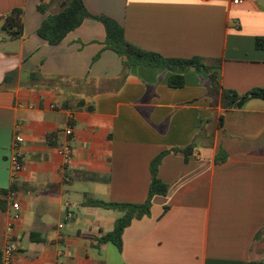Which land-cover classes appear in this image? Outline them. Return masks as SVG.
I'll return each instance as SVG.
<instances>
[{
	"label": "crops",
	"instance_id": "obj_1",
	"mask_svg": "<svg viewBox=\"0 0 264 264\" xmlns=\"http://www.w3.org/2000/svg\"><path fill=\"white\" fill-rule=\"evenodd\" d=\"M82 2L144 51L219 61L225 89L244 94L264 86V49L255 47L264 39V0ZM39 3L0 0V249L11 234L14 264H53L60 234L63 264H264V100L212 106L208 76L193 68L132 66L122 76V61L105 48L104 26L94 19L50 46L36 31L59 4L44 15ZM16 8L22 33L11 38L1 27ZM172 75L183 77L182 87L169 86ZM68 125L74 153L64 164L57 148ZM16 135L22 169L13 179ZM192 143L187 157L162 158L157 177L167 193L124 229L121 250L99 244L122 214L85 202L142 204L151 161ZM85 172L97 179L84 180ZM11 188L20 204L16 220L1 194Z\"/></svg>",
	"mask_w": 264,
	"mask_h": 264
},
{
	"label": "trees",
	"instance_id": "obj_2",
	"mask_svg": "<svg viewBox=\"0 0 264 264\" xmlns=\"http://www.w3.org/2000/svg\"><path fill=\"white\" fill-rule=\"evenodd\" d=\"M40 0L37 5V11L41 14H46L49 6L53 3L59 4V10L56 13L46 15L41 22L36 34L48 45H58L65 36L71 31L78 28L85 19H94L100 22L105 29V48L116 53L122 61V72L130 69L132 66H150V67H165L171 71L176 69L193 68L203 70L207 74L206 89L207 95L211 99L212 106L218 104L225 110L241 108L244 103L250 99L264 100V86L249 90L244 94H239L233 90L225 89L219 82L217 70L220 67V62L208 65L204 63L202 58H165L160 54L154 52L144 51L141 48L129 43L124 35L123 28L113 19L104 16L91 15L82 0ZM22 10L20 8L13 9L4 18L1 31L11 36V38H19L22 33ZM255 47L257 49H264V39L256 38ZM40 79L34 73L31 77ZM60 78H54L49 81L57 83ZM183 77L172 75L169 78V86L172 88H179L183 86ZM82 105V104H80ZM91 109V108H88ZM194 144L192 143L186 148L172 149L161 152L150 163V185L148 196L142 204L130 203H105L98 200H88L85 203L89 206L102 208L105 210H114L120 212L122 215L114 224L111 232L106 233L98 239L99 244L111 242L118 250L122 246V232L128 227L134 219H141L150 215V207L152 198L154 196H165L167 193V186L162 183L158 177V166L164 156L169 153H183L186 157L192 153ZM82 178L86 181H94L97 177L93 174L82 173ZM12 191L13 188H11ZM7 191H2L1 194H6ZM5 203L0 202V209L5 210ZM167 208H164L166 210ZM261 236L258 234L257 238ZM1 258V252H0Z\"/></svg>",
	"mask_w": 264,
	"mask_h": 264
},
{
	"label": "built area",
	"instance_id": "obj_3",
	"mask_svg": "<svg viewBox=\"0 0 264 264\" xmlns=\"http://www.w3.org/2000/svg\"><path fill=\"white\" fill-rule=\"evenodd\" d=\"M202 1H208V0H202ZM240 0H233V3L238 4ZM65 134V141L63 144L57 148L58 154L62 157L63 163L68 164L70 160L72 159L74 150L71 145V137H72V127L71 125H68L66 129L64 130ZM21 136L16 135L13 141V147H14V154L11 158L12 163V178L15 179L22 169V162H21V152H20V143H21ZM2 200L8 202L11 206V208L14 210L13 219H17L19 217L18 211L20 210V204L17 201V193L15 191H12L9 189L6 194H2ZM71 214L68 213L66 218L71 219ZM62 225H58L59 229H62ZM10 231V229H8ZM62 241L63 236L58 235L57 236V244L59 245V248L56 250L55 253V260L53 264H63L61 259L64 256V251L62 248ZM18 251V244L13 239L11 234H8L6 241L2 248L0 249L1 252V258H0V264H14V257L15 254Z\"/></svg>",
	"mask_w": 264,
	"mask_h": 264
}]
</instances>
